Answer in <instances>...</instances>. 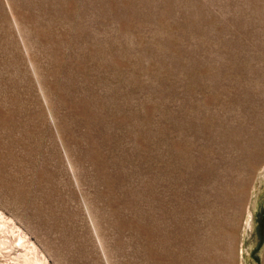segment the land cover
Listing matches in <instances>:
<instances>
[{
	"label": "rangeland",
	"instance_id": "rangeland-1",
	"mask_svg": "<svg viewBox=\"0 0 264 264\" xmlns=\"http://www.w3.org/2000/svg\"><path fill=\"white\" fill-rule=\"evenodd\" d=\"M0 264H264V0H0Z\"/></svg>",
	"mask_w": 264,
	"mask_h": 264
}]
</instances>
